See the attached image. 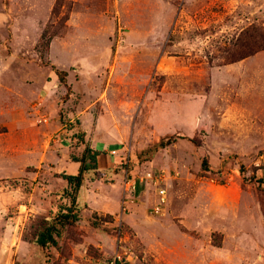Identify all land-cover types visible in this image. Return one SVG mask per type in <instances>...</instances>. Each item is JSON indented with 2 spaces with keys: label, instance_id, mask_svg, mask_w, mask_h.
I'll list each match as a JSON object with an SVG mask.
<instances>
[{
  "label": "rangeland",
  "instance_id": "rangeland-1",
  "mask_svg": "<svg viewBox=\"0 0 264 264\" xmlns=\"http://www.w3.org/2000/svg\"><path fill=\"white\" fill-rule=\"evenodd\" d=\"M0 264H264V0H0Z\"/></svg>",
  "mask_w": 264,
  "mask_h": 264
},
{
  "label": "trees",
  "instance_id": "trees-1",
  "mask_svg": "<svg viewBox=\"0 0 264 264\" xmlns=\"http://www.w3.org/2000/svg\"><path fill=\"white\" fill-rule=\"evenodd\" d=\"M248 38H242L239 40L233 49L232 57L228 61L235 62L240 59H244L263 48L259 45L258 39L248 40ZM251 47L250 50L246 48ZM236 54V55H235ZM65 74V73H64ZM60 78L65 81L63 72H60ZM177 136L172 135L167 138L160 140L157 146L165 147L175 142ZM98 156L99 152L92 149L88 144L85 146L80 158H75L76 161L80 162L78 171L76 174H63L62 176L67 180L70 190H66L70 196V204L60 206L56 214L50 219L45 226L39 231L36 243L42 248H47L50 244H57V237L61 235L62 228L68 225H73L78 220L77 215V199L79 191L83 185L86 174L91 170H95L98 167ZM90 160V161H89ZM89 161V162H88ZM91 162V163H90Z\"/></svg>",
  "mask_w": 264,
  "mask_h": 264
},
{
  "label": "built area",
  "instance_id": "built-area-1",
  "mask_svg": "<svg viewBox=\"0 0 264 264\" xmlns=\"http://www.w3.org/2000/svg\"><path fill=\"white\" fill-rule=\"evenodd\" d=\"M130 186H132L135 189L136 183H132ZM165 202H166V195H165V190L163 189V190H161L160 201L155 207L157 212L163 209L162 205Z\"/></svg>",
  "mask_w": 264,
  "mask_h": 264
},
{
  "label": "crops",
  "instance_id": "crops-1",
  "mask_svg": "<svg viewBox=\"0 0 264 264\" xmlns=\"http://www.w3.org/2000/svg\"><path fill=\"white\" fill-rule=\"evenodd\" d=\"M79 168V167H78ZM78 171V170H77Z\"/></svg>",
  "mask_w": 264,
  "mask_h": 264
}]
</instances>
